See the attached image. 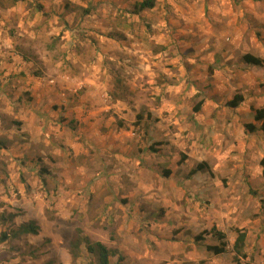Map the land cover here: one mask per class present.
<instances>
[{"label": "crops", "instance_id": "0c3cea01", "mask_svg": "<svg viewBox=\"0 0 264 264\" xmlns=\"http://www.w3.org/2000/svg\"><path fill=\"white\" fill-rule=\"evenodd\" d=\"M151 10L140 14L151 16L157 28L191 32V45L198 48L186 60L204 68L200 74L196 65L166 71L167 82L154 87L155 97L147 94L149 65L142 58L145 63L148 58L155 64L179 62L175 35L139 33L131 11L125 13L128 23L113 21L106 8L84 16L91 20L80 24V69L58 74L61 83L48 82L53 76L48 66L32 74L34 60L0 70L3 98L9 100V90L18 95L2 112L11 110L17 119L13 149L17 161L26 162L21 171L33 179L24 200L37 201L43 213L53 204L58 221L84 222L78 227L90 236L103 230L109 239L108 229H113L122 237L139 222L237 225L245 175L264 158L262 132H247L244 126L253 122L252 107H264V66L242 61L249 52L264 58V0H157ZM162 14L171 25L155 19ZM119 27L123 37L115 41L109 31ZM201 28L210 31L202 39L196 33ZM89 38L101 53L88 54ZM147 41L168 48L152 52ZM134 62H141V69H133ZM235 94L245 100L231 107L227 103ZM199 102L200 109L193 111ZM23 132L27 139L18 144ZM200 162L208 163L211 173H191ZM184 231L178 227L176 232Z\"/></svg>", "mask_w": 264, "mask_h": 264}, {"label": "rangeland", "instance_id": "374dc122", "mask_svg": "<svg viewBox=\"0 0 264 264\" xmlns=\"http://www.w3.org/2000/svg\"><path fill=\"white\" fill-rule=\"evenodd\" d=\"M139 1L0 0V70L3 72V70L13 69L10 63L15 61L17 64H21L23 60H34L32 74H42V69L48 66L53 74L48 78V82L52 85L61 83L63 80H60L62 78L58 77V74L66 70L80 69V63L76 58L80 53L78 40L81 39L80 33H83L80 30V24L84 21V16L92 15L97 8H106L110 10V15L114 16L113 21L122 23L126 20L128 23L129 17L125 13L132 12L135 3ZM143 11L152 12L151 9ZM140 13L138 16L131 13L132 16L135 15L131 17L132 25L135 24L136 29L139 27L138 32L142 33L145 29L148 34L157 36L161 32L166 35L173 33L175 38L172 43L177 46L176 54L180 56L179 62L175 64L166 63L165 59L160 64H155L150 62L149 58L145 63L142 58V64L149 65L147 68L149 78L146 81L147 94L150 97H155L156 95L152 94L154 87L167 82L164 78L167 76L166 71L176 70L179 72L181 66L185 69H191L194 65L199 66L198 62L191 63L186 60L187 54L196 52L198 47L191 45L193 42L189 38L191 36L188 37V33H191L188 30L176 29L174 31L169 28V33L165 32L164 29H159L152 23L154 20L151 16ZM90 17L86 16L85 19L91 20ZM158 18L167 25H171L167 15H157L155 19ZM104 19L108 18L104 17ZM95 20L94 18L92 21ZM158 23L159 21L156 22V24ZM76 24L79 25L76 26ZM120 28L109 31L111 38L115 41L123 37V31ZM136 31L132 32L134 37H138ZM196 33L202 39L209 35L210 31L201 28ZM89 40L88 54L101 53V47L91 38ZM147 42V49L152 52H164L168 48L165 44L154 45ZM153 45L159 47H150ZM113 49L118 48L115 46ZM173 49L175 48L170 49L169 55H172ZM143 53L146 52L139 51V54ZM151 59L155 60V58ZM4 60L9 62L7 66H2ZM133 64L132 68L135 66L133 69H141V62ZM203 70V66L196 69L198 74ZM153 73H156V76H153ZM14 75V73L8 75L11 77L10 82H13ZM133 82L134 80H132ZM7 92H10L9 100L18 99L15 90ZM1 93L0 90V264H96V256L87 251L84 243L80 246L79 256H72L70 242L75 240L78 229H81L82 235L89 237L91 241H105L104 243L110 249L116 250L124 256L123 262L127 264H264V158L260 159L259 164L256 163L253 168L251 167L252 171L245 175L247 188L241 196L242 203L240 205L243 209L241 220L237 222V225L228 221L210 224L206 222L199 228L198 225L193 226V224L187 228V225L183 226L181 223L139 222L133 223L131 232H124L122 237L113 232V229H108L109 239L103 237L106 233L103 230L91 233L90 236L86 230L78 227L81 221H77L75 218L72 221L70 219L58 221L53 204L45 206V213H43L39 209L41 205L37 207V201L31 205V202L24 200V193L31 194L32 192V184L29 183H33V179L30 180L31 175L21 171L20 166L26 165L25 160L22 163L17 161L19 159L15 155L17 148L13 149L17 145L14 144L18 137L17 124H15L17 119L14 118L11 110L2 112L6 106L11 105V102L8 99L5 100ZM23 96L28 98L29 93L26 92ZM196 101L199 100H194L193 103L195 104ZM1 113L4 114L1 115ZM242 117L247 118L249 115L243 113ZM252 121L254 122V118ZM256 123L261 125L260 122ZM261 132L264 136V132ZM26 137L27 133H21L18 144H23ZM253 161H257V157ZM43 169L45 168L42 166L40 170ZM51 185L53 187V183ZM214 219L216 218L211 220L215 221ZM29 221H34L39 225L38 234L20 233V227ZM82 223L84 222L80 224L82 225ZM213 225L226 233V251L219 254L208 248L220 245L217 237L213 234L215 232L212 230ZM178 227L185 229L183 234L176 232ZM194 227H196L195 230ZM237 228L245 229L247 232L243 254L237 256L238 261L234 258L236 253L233 250ZM4 234L9 235L6 240H3ZM198 236H200L199 239H197ZM117 260V256H111L113 263Z\"/></svg>", "mask_w": 264, "mask_h": 264}, {"label": "trees", "instance_id": "16d2710c", "mask_svg": "<svg viewBox=\"0 0 264 264\" xmlns=\"http://www.w3.org/2000/svg\"><path fill=\"white\" fill-rule=\"evenodd\" d=\"M156 0H142L135 4L133 13L138 14L145 9H151L155 7ZM242 61L247 64L257 65V66H264V58L257 56L253 53H245L242 56ZM244 96L242 94H235L233 99L228 101V105L231 107H237L244 102ZM200 104H196L193 107V111H198L200 109ZM254 112V120L256 122H260L261 125L258 126L256 122H248L245 123V129L247 132H255L257 130H261L264 132V107L261 108H254L252 107ZM198 170H206L211 173L210 167L206 162L198 163L192 170L191 173H194ZM264 173V172H263ZM39 225H37L34 221H29L27 224H24L20 227V233H31V234H38L39 232ZM212 230H215L213 233L220 245L209 246L208 248L212 250L214 253L219 254L226 251L227 243H226V233L222 230H218L216 225H213ZM236 238L233 243V250L236 253L234 257L235 260L238 261L237 256L243 254V250L247 240V232L245 229L237 228L236 230ZM77 236L75 240L70 242L71 246V254L73 257L79 256V249L80 246L84 243L86 246L87 251L96 256V264H127L124 263V256L118 253L116 250L110 249L105 243L102 241H91L89 237L82 235V230H77ZM8 234H4L3 240L8 238ZM198 236L197 239H199ZM111 256H117L118 260L116 262L111 261Z\"/></svg>", "mask_w": 264, "mask_h": 264}]
</instances>
